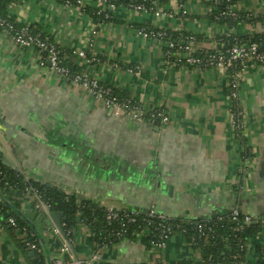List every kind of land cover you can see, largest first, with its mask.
Here are the masks:
<instances>
[{"label":"crops","instance_id":"obj_1","mask_svg":"<svg viewBox=\"0 0 264 264\" xmlns=\"http://www.w3.org/2000/svg\"><path fill=\"white\" fill-rule=\"evenodd\" d=\"M68 1L15 0L7 11L17 24L50 37L63 49L86 51V59L74 62L80 71L134 98L145 110L163 111L168 121L137 122L115 115L42 65L37 51L19 47L0 31V123L11 130L9 137L0 133V162L5 165L8 155L11 168L27 177L101 207L155 208L170 217L198 220L240 205L247 214L264 216V65L242 74L239 131L232 125L231 74L168 63L164 46L137 29L200 35L205 39L201 46L211 49L224 37L264 34V21L227 25L211 17L215 7L203 0H171L157 8L165 16L120 5L113 9L114 21L96 27L84 10L93 3ZM235 10L264 16V0H240ZM4 199L43 237L39 243L46 264L62 259L60 239L36 197L11 190ZM9 217V208L0 210V264H33L37 250L22 245L4 224ZM75 228L74 256L81 264H186L201 259L181 234L161 249L140 237L98 249L84 224ZM261 242V236L250 241L243 264H257Z\"/></svg>","mask_w":264,"mask_h":264},{"label":"trees","instance_id":"obj_2","mask_svg":"<svg viewBox=\"0 0 264 264\" xmlns=\"http://www.w3.org/2000/svg\"><path fill=\"white\" fill-rule=\"evenodd\" d=\"M96 1V0H92ZM110 4L114 8L120 5L129 6L130 4L143 5L144 7L150 9H157L158 7H164L171 0H109ZM186 2L188 0H178ZM209 5L215 7L212 11L211 17L217 22L225 24H237L241 22H263L264 16L257 15L254 13H244L235 10V6L240 0H203ZM15 0H0V15L14 25L16 29L22 27V25L17 24L9 15L7 11V6ZM74 3V0H71ZM232 8L236 17H231L226 15L225 11L228 8ZM86 10L96 27L100 25L112 22L115 20L114 11L108 6L105 10L97 8L95 6H85ZM222 13H225L222 15ZM146 28L147 31H159L161 29L151 27V26H140L137 29ZM30 30L34 31L31 27ZM165 31L166 36L162 38L163 43L173 44V48L164 47L165 60L168 63L177 64L178 57L176 54L180 47L193 45L195 48L194 55L199 58L207 59L209 55H228L229 51L237 46L242 45H257L258 52L264 55V34L255 33L247 36H229L224 37L215 48H206L201 46L205 43V39L200 35H194L191 33H179L172 31ZM53 41V40H52ZM60 46V45H59ZM62 55L68 57L64 60V65H67L72 69L73 72L80 71L79 67L74 63V58L71 57V52L63 49L60 46ZM169 52L171 53L168 57ZM243 60H238L234 62L233 68H229L228 72L230 74H235L237 71L244 69ZM245 63H251L245 61ZM184 63L178 62L177 65H183ZM258 65H264L263 62H258ZM184 66V65H183ZM195 68L194 66H187ZM207 69V68H201ZM115 95L119 99L130 98L128 96H122L119 92L113 88ZM132 98V97H131ZM134 99V98H132ZM135 100V99H134ZM234 102V101H233ZM233 112L237 113L240 108L234 103ZM241 131V130H239ZM247 159V152L245 155ZM244 159V160H245ZM0 187L3 191V196L6 192L15 190L30 193L37 196L41 201L48 207L50 213L52 212H62L64 218L62 220V226L64 230V236L71 240L72 245L75 241L74 229L75 227L82 223L91 232L92 237L96 245L100 248H110L113 244L123 239H135L138 234L143 233L146 229L148 233L143 235V240L148 243V245L158 248L157 243L160 241V223L165 225H172L174 232L170 236L176 234L183 235L187 242L196 251L201 254L200 261H189L186 264H243L247 260L249 253V244L256 236H261L263 238V243L261 242L257 246L258 260L257 264H264V216H254L247 214L243 211L240 205L234 206L228 212L217 214L211 218L192 220L188 218H174L168 216V220L161 222L157 219H153L149 216L148 210H136L135 222H128L127 219L121 218L117 221H109L107 219L108 212L106 207H101L96 204L91 199L80 198L77 195L68 192L62 187L49 186L42 182H38L32 178L27 177L17 169L7 167L0 162ZM8 208L0 200V210L6 211ZM237 210L239 214L235 216L233 212ZM10 216L14 217L18 228H14L8 223V218L4 219V224L6 226H11V231L22 242V245H26L29 241H34L31 237V233L35 235L37 239V255L36 261L33 264H46L44 255L42 254L41 246L39 243V237L37 232L33 230L26 221L16 214L15 211L9 209ZM249 215L251 221L246 223L245 217ZM81 217V222L78 223L77 219ZM201 226V229L199 227ZM25 229V230H23ZM194 238V240H193ZM161 249V248H158ZM40 251V252H39ZM64 261L68 260V257H63Z\"/></svg>","mask_w":264,"mask_h":264},{"label":"built area","instance_id":"obj_3","mask_svg":"<svg viewBox=\"0 0 264 264\" xmlns=\"http://www.w3.org/2000/svg\"><path fill=\"white\" fill-rule=\"evenodd\" d=\"M178 1V0H177ZM69 2V1H68ZM93 3V6L97 8H101V10H105L108 6L110 8H114L112 4H110L109 0H74V3L80 6H85L87 3ZM71 4V0L69 2ZM131 9L143 11V12H151L154 13L157 17L165 16L166 13L160 9L154 8H146L143 5L138 4H130L128 6ZM213 8H210V12H212ZM226 15L231 17H236L233 9L228 8L225 11ZM225 13H222L224 15ZM0 31L6 32L10 34L15 41V43L22 48L32 49L37 51L42 60V65L48 66L49 69L57 75L65 77L69 82L80 86L84 90H86L92 97L99 100L107 109L113 111V113L117 116L126 115L132 118L137 122H152L156 120H161L163 123L168 121V118L165 116L163 111L155 110H145L142 105L132 99H119L114 91L112 86L102 84L97 78L92 76L89 72L86 71H78L73 72L70 67L64 65V60H67L68 57L62 55L60 46L52 41V39L48 36L43 35L42 33H33L30 30L29 26H22L19 29H16L14 25H12L8 19L2 17L0 15ZM138 32L146 38H151L156 40L162 46L173 48V44L171 43H163L162 38L166 36L165 31H147L146 28L138 29ZM97 31H94V35ZM92 45V44H91ZM195 48L193 45H187L180 47L179 51L176 54V58L178 57V62L184 63V66H194L195 68H221L228 72L229 68H233L234 62L238 60H243L244 69L241 71H237L235 74H231L230 81V98L234 103L238 106L241 105V97H240V87H241V79L243 72L251 67L258 65V62L264 61V55L258 52L257 45H242L232 48L228 55H209L206 60L203 58L196 57L194 55ZM171 53L169 52L168 57H170ZM71 57L75 59H86L88 57L86 51H72ZM95 60V59H93ZM251 62V63H245ZM177 62V64H178ZM76 63V62H75ZM77 65V64H76ZM79 66V64L77 65ZM232 125L236 130L243 131V111L239 110L237 113L232 111ZM38 200V205L40 210H42L46 215L51 219V213L48 207L41 201V199L35 196ZM108 216L107 219L109 221H117L121 218L127 219L128 222H135V217L137 215L136 210L125 209V208H116V207H106ZM235 216L239 214L237 210L233 212ZM149 216L153 219H157L161 222L168 220V215L156 210L155 208L149 209ZM8 223L14 228H18V224L14 217L8 218ZM246 223L251 221V217L246 215L245 220ZM161 228L160 231V241L156 244L158 248H162L167 241L171 238L170 236L173 234L174 229L172 225H165L163 223L159 224ZM200 230L201 226L199 227ZM25 230V229H23ZM53 232L59 237L61 242V256L68 257L67 261L62 259H58L54 264H81V261L76 259L74 256V249L70 239H68L64 234L54 225ZM148 233L146 229L143 233L138 234L137 238H143V235ZM31 237L34 241H28L26 245L33 249L37 250V239H35V235L31 233ZM194 240V238H193ZM263 241V238H262ZM263 243V242H262ZM200 261V260H199Z\"/></svg>","mask_w":264,"mask_h":264},{"label":"water","instance_id":"obj_4","mask_svg":"<svg viewBox=\"0 0 264 264\" xmlns=\"http://www.w3.org/2000/svg\"><path fill=\"white\" fill-rule=\"evenodd\" d=\"M112 10L114 9V8H111ZM4 128V129H3ZM9 129V130H8ZM11 130H10V125H4V124H2V123H0V133H2L3 134V138L5 137V135L7 136V137H9L10 136V132ZM9 135V136H8ZM0 147L1 148H3V146L1 145V143H0ZM5 152V151H4ZM5 158H6V160H7V163H4L7 167H11V166H14V163L12 162V160L8 157V155H5ZM0 200L5 204V206L7 207V208H9V209H11V210H13V211H15L16 212V214L17 215H19L21 218H23L25 221H26V223L33 229V230H35L36 232H37V229L34 227V225H33V223H32V221L30 220V219H28L20 210H18L17 208H15L14 206H12V205H10L9 203H7L6 201H5V199H4V196H3V191H2V189H1V187H0ZM44 215H45V218L47 219V220H49V221H51L52 223H53V225H55L62 233H64V230H63V226H62V220H63V218H64V214L62 213V212H52L51 213V219L49 218V216L48 215H46L45 213H44ZM77 221H78V223H80L81 222V217H78V219H77ZM76 228L74 229V234L76 235ZM37 235H38V237H39V241H40V239L42 240V243L44 242L43 241V237L42 236H40V234L37 232ZM44 245V244H43ZM48 253H46V255H47ZM30 255L31 256H34L35 255V252H31L30 253ZM63 258V257H62Z\"/></svg>","mask_w":264,"mask_h":264},{"label":"rangeland","instance_id":"obj_5","mask_svg":"<svg viewBox=\"0 0 264 264\" xmlns=\"http://www.w3.org/2000/svg\"><path fill=\"white\" fill-rule=\"evenodd\" d=\"M163 51H164V49H163ZM164 58H165V55H164ZM96 60V59H95ZM167 62V61H166ZM82 71H85V70H82Z\"/></svg>","mask_w":264,"mask_h":264}]
</instances>
